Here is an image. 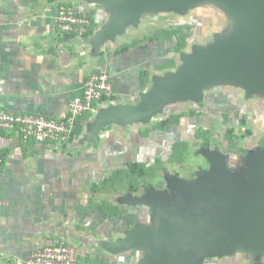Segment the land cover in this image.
Instances as JSON below:
<instances>
[{"label": "crops", "instance_id": "crops-1", "mask_svg": "<svg viewBox=\"0 0 264 264\" xmlns=\"http://www.w3.org/2000/svg\"><path fill=\"white\" fill-rule=\"evenodd\" d=\"M62 6L89 12L93 27L89 35L74 37L59 31ZM111 18L112 12L93 0H0V106L65 118L71 101L101 70L111 76L113 98L99 103L90 119L110 106L136 104L147 91L140 85L141 72L149 71L150 85L154 76L174 71L160 69L176 58L172 42L143 41L124 50L146 36L131 34L145 19L130 24L125 35L100 40ZM158 28L162 27L155 31ZM71 140L41 144L25 142L15 132H0V156L5 162L0 169V264H18L57 242L68 245L80 264H124L126 252H112L107 244L113 242L103 237L113 218L103 214L96 228L98 209L91 197L85 198L88 180L97 176L96 159L90 160L86 153L89 162H85L83 155L71 152L82 137ZM132 251L139 254L137 262L142 260L140 251Z\"/></svg>", "mask_w": 264, "mask_h": 264}, {"label": "water", "instance_id": "water-1", "mask_svg": "<svg viewBox=\"0 0 264 264\" xmlns=\"http://www.w3.org/2000/svg\"><path fill=\"white\" fill-rule=\"evenodd\" d=\"M112 12L106 40L126 33L150 13L213 5L227 17L224 32L195 54H182L177 71L156 75L133 105H114L97 114L98 131L108 124L146 121L167 103L202 99L221 84L243 87L246 97H264V0H93ZM212 170L195 188L175 185L179 201L158 197L160 212L152 229L139 226L126 238L108 243L115 253L143 251L140 264H205L212 258L246 251L264 256V148L247 155L241 174L233 178L223 157H212Z\"/></svg>", "mask_w": 264, "mask_h": 264}, {"label": "rangeland", "instance_id": "rangeland-1", "mask_svg": "<svg viewBox=\"0 0 264 264\" xmlns=\"http://www.w3.org/2000/svg\"><path fill=\"white\" fill-rule=\"evenodd\" d=\"M195 9L189 8L185 14L177 10L150 13L144 17V23L138 26L139 30H131V34L135 32L141 38L153 33L158 26L169 28L191 24L194 27L192 30L194 35L190 39L186 53L194 55L195 47L206 45L213 32V28L208 27L204 28L205 34H202L201 24L192 23L191 15ZM217 11L222 14L218 8ZM170 46L174 49L175 44L171 43ZM175 56L176 63L171 66L174 72L182 64V54H175ZM139 100L138 98L137 102ZM182 113L184 117L181 124L175 126L173 131L170 130L167 133L156 130L157 123L172 114ZM96 117L97 115L86 122L84 133L80 136L82 137L81 144L71 152L83 155V160L86 158L85 154L89 153L90 160L96 159L95 163L98 164L95 168L97 176L88 180L90 188L88 187L89 192L84 197L86 199L88 196L91 197L98 206L105 199L109 204L120 209V216L109 223L110 227L103 235L106 241L109 238L108 241L111 242L120 238L125 239L128 233L133 232L139 226L150 229L155 227V217L160 212L155 200L158 197H168L178 203L179 190L175 185L181 184L195 188L202 182L204 175L212 170L210 158L223 157L228 173L233 178L238 177L247 155L261 151L259 141L264 137V97L256 95L247 98L243 87L230 84H221L208 89L201 100L192 97L167 103L161 112L146 121L138 120L131 124L113 123L94 131L93 124L97 121ZM242 119L246 120V126L241 124ZM247 128L252 131V134L246 133ZM229 129L234 130L233 140L226 139ZM198 130L208 132V140L197 139ZM73 140L74 138L71 141ZM177 141H185L189 145L188 156L181 164L169 162L172 145ZM88 147H90L89 150H87ZM243 150L246 151L245 158L242 154ZM101 154L104 157H100ZM156 159H160L163 165L149 186H142L131 192L122 189L121 192L109 195L95 194L92 185H100L113 170L124 169L129 162L144 163L150 167ZM85 162L89 161L85 160ZM93 180L96 183L93 184ZM97 212L96 228L100 226L99 218L103 215L101 211L97 210ZM253 254L240 250L232 256L208 259L205 264H259L260 262L264 264V256L261 258L262 261H259L260 255ZM248 257L250 258L249 263L247 262ZM123 258L124 264H140L141 262V260L137 262L139 254L134 251L124 253ZM142 258L140 251V259Z\"/></svg>", "mask_w": 264, "mask_h": 264}, {"label": "built area", "instance_id": "built-area-1", "mask_svg": "<svg viewBox=\"0 0 264 264\" xmlns=\"http://www.w3.org/2000/svg\"><path fill=\"white\" fill-rule=\"evenodd\" d=\"M57 27L62 34L84 37L88 35L91 19L87 10L62 6L58 11ZM113 97L111 76L106 70L89 78L80 96L75 97L65 118H50L38 114L12 112L0 106V132H15L23 141L34 140L41 144H65L76 128L78 117L92 114L96 106ZM0 156V169L4 166ZM18 264H80L73 250L57 242L36 251Z\"/></svg>", "mask_w": 264, "mask_h": 264}, {"label": "trees", "instance_id": "trees-1", "mask_svg": "<svg viewBox=\"0 0 264 264\" xmlns=\"http://www.w3.org/2000/svg\"><path fill=\"white\" fill-rule=\"evenodd\" d=\"M193 19L196 21H193ZM191 20L194 25L198 23L203 27L202 34H205L204 28L212 27L213 32L211 33V37L209 40L216 34L222 33L225 31L227 27L228 21L225 15L219 13L217 8L213 5L203 6L202 8L195 9L193 14L191 15ZM92 25V24H91ZM206 25V26H205ZM92 26L90 27L89 33L92 30ZM194 27L191 24H184L173 26L169 28H158L153 34L146 35L143 39H138L134 41V43L130 46H124V50L129 49L130 47H135L137 44L142 43L143 41L155 42V41H168L175 44L173 52L176 55H181L186 53L187 48L190 44V39L194 35L192 30ZM88 33V35H89ZM197 33V32H196ZM176 63L175 59L169 60V62L165 66H160V69H167L168 67L173 66ZM150 83V73L149 71L141 72V81L140 85L143 91H146L149 88ZM113 98V97H112ZM184 117V114H172L167 119L156 124V130L166 131L167 133L174 129L175 126H179L181 124V120ZM90 119L89 114H84L81 117L77 118L76 128L71 137H80L83 134L84 122ZM241 124L246 126V120L242 119ZM234 130L229 129L226 133L227 140H233L235 136H233ZM247 134H252V131L247 128ZM197 139H205L208 140V132H203L202 130H198L196 132ZM259 146L264 148V137L259 141ZM189 153V145L185 141H177L172 145V153L169 158V162L181 164L184 163ZM246 151L243 150L242 154L245 158ZM162 162L159 160H155V163L147 167L144 163L139 162H129L124 169L116 170L109 177L105 178L100 185H94L93 189L95 194H103L109 195L115 192H121L123 190L127 191H135L140 187L149 186L151 182H153V178L157 174V171L162 168ZM92 204H94L99 211H101L107 219L116 218L120 216L119 207H115L107 202V200H103L101 205H97L91 199ZM252 254V253H251ZM256 255V254H253ZM262 258L263 256L260 255ZM263 263V262H260ZM87 264H94L92 261ZM101 264H107L104 261H101Z\"/></svg>", "mask_w": 264, "mask_h": 264}, {"label": "flooded vegetation", "instance_id": "flooded-vegetation-1", "mask_svg": "<svg viewBox=\"0 0 264 264\" xmlns=\"http://www.w3.org/2000/svg\"><path fill=\"white\" fill-rule=\"evenodd\" d=\"M240 161H241V159H240ZM257 258H259V257H257ZM246 259H247V258H246ZM249 259H250V258L248 257V261H247L248 263H249ZM212 260H213V259H212ZM259 261H262L261 257L259 258ZM247 262H246V263H247ZM259 264H260V263H259Z\"/></svg>", "mask_w": 264, "mask_h": 264}]
</instances>
